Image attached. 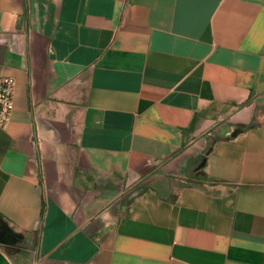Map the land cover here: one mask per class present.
<instances>
[{
    "label": "crops",
    "instance_id": "crops-1",
    "mask_svg": "<svg viewBox=\"0 0 264 264\" xmlns=\"http://www.w3.org/2000/svg\"><path fill=\"white\" fill-rule=\"evenodd\" d=\"M0 75V264H264V0H0Z\"/></svg>",
    "mask_w": 264,
    "mask_h": 264
},
{
    "label": "built area",
    "instance_id": "built-area-1",
    "mask_svg": "<svg viewBox=\"0 0 264 264\" xmlns=\"http://www.w3.org/2000/svg\"><path fill=\"white\" fill-rule=\"evenodd\" d=\"M16 79L0 75V125L7 126L15 108Z\"/></svg>",
    "mask_w": 264,
    "mask_h": 264
},
{
    "label": "trees",
    "instance_id": "trees-1",
    "mask_svg": "<svg viewBox=\"0 0 264 264\" xmlns=\"http://www.w3.org/2000/svg\"><path fill=\"white\" fill-rule=\"evenodd\" d=\"M247 128V127H246ZM200 158H204V154L203 155H201V157Z\"/></svg>",
    "mask_w": 264,
    "mask_h": 264
}]
</instances>
